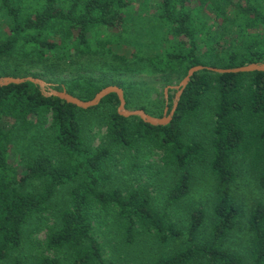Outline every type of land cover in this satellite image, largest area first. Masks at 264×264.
<instances>
[{
    "label": "trees",
    "instance_id": "trees-1",
    "mask_svg": "<svg viewBox=\"0 0 264 264\" xmlns=\"http://www.w3.org/2000/svg\"><path fill=\"white\" fill-rule=\"evenodd\" d=\"M135 2L0 0V77L162 118L191 68L264 63V0ZM119 105L0 86V264H264V72L196 73L167 126Z\"/></svg>",
    "mask_w": 264,
    "mask_h": 264
},
{
    "label": "water",
    "instance_id": "water-1",
    "mask_svg": "<svg viewBox=\"0 0 264 264\" xmlns=\"http://www.w3.org/2000/svg\"><path fill=\"white\" fill-rule=\"evenodd\" d=\"M203 70L212 71L219 74H239V73H251V72H264V63H253L248 66L238 67L234 69H221L214 68L208 66H196L189 70L187 76L178 86V93L176 96V101L174 103L173 109L168 114V108L165 109L164 116L162 118L154 117L146 113L144 110H134L131 111L126 108V99L124 95V90L118 86H108L101 90L92 100L83 101L71 94H69L66 90L57 91L53 89L52 85L47 83L46 81L40 78L34 77H25V78H14V77H0V86H9V85H20L26 82H31L40 87V90L44 97L50 98L55 97L59 98L62 101H66L68 104H72L77 106L78 108L88 110L90 108L98 106L101 101L111 94H116L119 98L120 105L118 108V112L120 115L124 117H139L145 123L150 124L152 126H167L169 125L174 117L176 109L178 107L179 100L191 81L192 77ZM168 90V89H167Z\"/></svg>",
    "mask_w": 264,
    "mask_h": 264
},
{
    "label": "rangeland",
    "instance_id": "rangeland-1",
    "mask_svg": "<svg viewBox=\"0 0 264 264\" xmlns=\"http://www.w3.org/2000/svg\"><path fill=\"white\" fill-rule=\"evenodd\" d=\"M137 1L138 2H135L134 5H133V7H132V10H134L133 16H135V20H137V21H139V20H143L144 21L145 20L147 22L148 16L151 13V11H149V8H145V7L142 8V6H144V5L140 6L141 4H139V2H141L142 0H137ZM139 6H140V9H139ZM140 12L143 13L141 18L139 17ZM8 20L9 19L6 17V14L2 10H0V37L1 36H5L6 33L9 32V29H8ZM153 28H155V27L151 26L149 29L153 31ZM115 50L117 52H119V53H123V54L125 53V54L130 55L132 48L125 46V47H117V48H115ZM26 77H33V76L29 75V76H26ZM23 78H25V77H23ZM64 78H66V77H64ZM129 79H130V81H134V82L142 81L143 80V81H146V82L151 83V85L154 88H156V90H158L159 92L164 91L165 97L168 99L170 87H166L163 90L162 84L159 82V79L149 78V77L141 76V75L140 76L139 75H130L129 76ZM49 84H51V83H49ZM180 84H178V85L177 84L171 85V88L172 89H175V90H178V86ZM177 93L175 95V101H176ZM171 94L174 95L175 93L174 92H171ZM155 97H156V92L152 94V97L151 98L153 99ZM175 101H174V103H175ZM131 111H134V110H131ZM133 176H136V175L133 174ZM129 179H132V178L129 177ZM40 238L41 239H44V233L40 235ZM131 264H136V263L135 262H132Z\"/></svg>",
    "mask_w": 264,
    "mask_h": 264
}]
</instances>
